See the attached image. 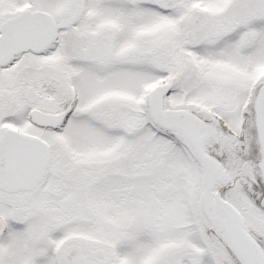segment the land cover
<instances>
[{
	"label": "snow or ice",
	"instance_id": "6c2138e0",
	"mask_svg": "<svg viewBox=\"0 0 264 264\" xmlns=\"http://www.w3.org/2000/svg\"><path fill=\"white\" fill-rule=\"evenodd\" d=\"M0 264H264V0H0Z\"/></svg>",
	"mask_w": 264,
	"mask_h": 264
}]
</instances>
